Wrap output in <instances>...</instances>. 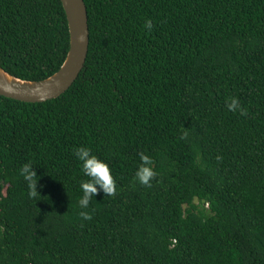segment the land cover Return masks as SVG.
Wrapping results in <instances>:
<instances>
[{"label": "trees", "instance_id": "obj_1", "mask_svg": "<svg viewBox=\"0 0 264 264\" xmlns=\"http://www.w3.org/2000/svg\"><path fill=\"white\" fill-rule=\"evenodd\" d=\"M83 1L88 52L68 90L0 96V264H264V0ZM68 46L60 0H0L4 71L43 80ZM82 146L117 188L87 209Z\"/></svg>", "mask_w": 264, "mask_h": 264}, {"label": "water", "instance_id": "obj_2", "mask_svg": "<svg viewBox=\"0 0 264 264\" xmlns=\"http://www.w3.org/2000/svg\"><path fill=\"white\" fill-rule=\"evenodd\" d=\"M60 2L69 31V46L64 62L55 73L39 81L17 78L0 67V96L25 103H41L61 95L77 79L88 52L87 10L83 0Z\"/></svg>", "mask_w": 264, "mask_h": 264}, {"label": "clouds", "instance_id": "obj_3", "mask_svg": "<svg viewBox=\"0 0 264 264\" xmlns=\"http://www.w3.org/2000/svg\"><path fill=\"white\" fill-rule=\"evenodd\" d=\"M145 27L150 30L151 22L147 21ZM227 107L229 110L240 108L239 101L233 97L230 103L227 104ZM240 112L244 114L243 109H240ZM74 156L81 166L83 175L87 178L81 180L79 184L81 197L78 203L82 209L88 208L90 201L94 199L99 191H102L105 196L115 194L117 190L116 183L111 174L109 164L105 160L93 154L88 147L83 146L75 149ZM140 160L141 164L136 170L135 178L141 185L151 187V181L156 176V172L152 168V158L141 153ZM20 175L28 187L29 197L33 199L41 197L37 190L39 177L30 162L24 163L21 166ZM79 215L84 220L91 219V213L89 211H81Z\"/></svg>", "mask_w": 264, "mask_h": 264}]
</instances>
